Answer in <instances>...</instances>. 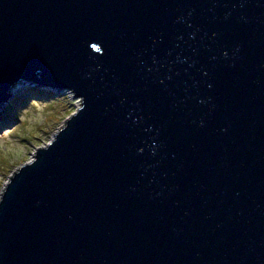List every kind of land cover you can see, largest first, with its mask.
Segmentation results:
<instances>
[{
	"label": "water",
	"instance_id": "water-1",
	"mask_svg": "<svg viewBox=\"0 0 264 264\" xmlns=\"http://www.w3.org/2000/svg\"><path fill=\"white\" fill-rule=\"evenodd\" d=\"M82 105L4 187L0 264H264V0H0V105Z\"/></svg>",
	"mask_w": 264,
	"mask_h": 264
},
{
	"label": "rangeland",
	"instance_id": "rangeland-1",
	"mask_svg": "<svg viewBox=\"0 0 264 264\" xmlns=\"http://www.w3.org/2000/svg\"><path fill=\"white\" fill-rule=\"evenodd\" d=\"M13 88L8 101L0 105V197L10 176L55 138L66 119L82 105L70 89H44L35 95L25 80Z\"/></svg>",
	"mask_w": 264,
	"mask_h": 264
},
{
	"label": "trees",
	"instance_id": "trees-1",
	"mask_svg": "<svg viewBox=\"0 0 264 264\" xmlns=\"http://www.w3.org/2000/svg\"><path fill=\"white\" fill-rule=\"evenodd\" d=\"M30 90L33 91V94H35V95H36L35 92L43 93V92L45 91L43 88L38 89V90H35L33 87H31ZM51 92H52V91H51ZM38 95H41V94H38Z\"/></svg>",
	"mask_w": 264,
	"mask_h": 264
},
{
	"label": "clouds",
	"instance_id": "clouds-1",
	"mask_svg": "<svg viewBox=\"0 0 264 264\" xmlns=\"http://www.w3.org/2000/svg\"><path fill=\"white\" fill-rule=\"evenodd\" d=\"M34 101H35V100H33V101L29 104V106H30ZM29 106H28V107H29ZM28 107H27V108H28ZM25 109H26V108H25ZM25 109H22L21 111H23V110H25ZM21 111H20V112H21ZM20 112H19V113H20ZM19 113H18V116H19ZM4 196H5V195H3L2 197H0V203H3Z\"/></svg>",
	"mask_w": 264,
	"mask_h": 264
},
{
	"label": "bare ground",
	"instance_id": "bare-ground-1",
	"mask_svg": "<svg viewBox=\"0 0 264 264\" xmlns=\"http://www.w3.org/2000/svg\"><path fill=\"white\" fill-rule=\"evenodd\" d=\"M29 87H31V86H29ZM14 92V88L11 90V93H13Z\"/></svg>",
	"mask_w": 264,
	"mask_h": 264
}]
</instances>
